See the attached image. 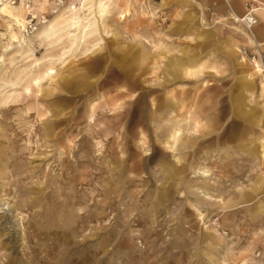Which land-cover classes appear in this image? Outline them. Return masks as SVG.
Returning a JSON list of instances; mask_svg holds the SVG:
<instances>
[{"label": "rangeland", "instance_id": "374dc122", "mask_svg": "<svg viewBox=\"0 0 264 264\" xmlns=\"http://www.w3.org/2000/svg\"><path fill=\"white\" fill-rule=\"evenodd\" d=\"M232 2L0 6V264H264V0Z\"/></svg>", "mask_w": 264, "mask_h": 264}, {"label": "bare ground", "instance_id": "6f19581e", "mask_svg": "<svg viewBox=\"0 0 264 264\" xmlns=\"http://www.w3.org/2000/svg\"><path fill=\"white\" fill-rule=\"evenodd\" d=\"M6 1L7 0H0V2H1V5L0 6H2V10H1V12H5V13H9V10H8V8L6 7ZM235 1H238V2H240V1H243V0H235ZM226 2V1H225ZM99 16L100 17H103L104 15H103V13H105L106 11V6H105V4H102V3H100V5H99ZM103 15V16H102ZM75 16V15H74ZM77 16V15H76ZM235 17V16H234ZM18 18V17H17ZM77 20L79 19V18H76ZM249 19H251L249 16H247L245 19H241V21L240 22H243V21H247V20H249ZM72 20H75L74 18L72 19ZM21 22V21H20ZM73 22V21H72ZM248 22V21H247ZM74 23H77V22H73L72 24H74ZM21 24V23H20ZM260 65H258V63H256L255 64V68H256V73L257 74H260L261 73V69H260V67H259ZM255 70V69H254ZM188 70L186 69V72H187ZM264 86V85H263Z\"/></svg>", "mask_w": 264, "mask_h": 264}, {"label": "built area", "instance_id": "2783aa9c", "mask_svg": "<svg viewBox=\"0 0 264 264\" xmlns=\"http://www.w3.org/2000/svg\"><path fill=\"white\" fill-rule=\"evenodd\" d=\"M250 18H251V19L247 20L248 22L246 21V25H247L248 27H250L251 25H253V24L255 23L254 19H253L251 16H250Z\"/></svg>", "mask_w": 264, "mask_h": 264}, {"label": "crops", "instance_id": "0c3cea01", "mask_svg": "<svg viewBox=\"0 0 264 264\" xmlns=\"http://www.w3.org/2000/svg\"><path fill=\"white\" fill-rule=\"evenodd\" d=\"M243 1H244V0H243ZM238 3H240V2L233 0V2H232V6L237 5ZM233 11H234V8H233Z\"/></svg>", "mask_w": 264, "mask_h": 264}]
</instances>
